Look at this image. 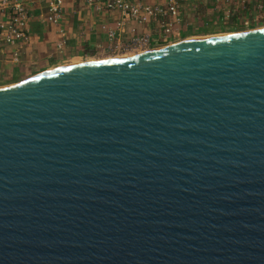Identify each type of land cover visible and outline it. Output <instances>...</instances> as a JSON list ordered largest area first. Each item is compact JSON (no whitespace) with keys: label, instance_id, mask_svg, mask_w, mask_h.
<instances>
[{"label":"water","instance_id":"obj_1","mask_svg":"<svg viewBox=\"0 0 264 264\" xmlns=\"http://www.w3.org/2000/svg\"><path fill=\"white\" fill-rule=\"evenodd\" d=\"M0 264H264V27L0 86Z\"/></svg>","mask_w":264,"mask_h":264},{"label":"built area","instance_id":"obj_2","mask_svg":"<svg viewBox=\"0 0 264 264\" xmlns=\"http://www.w3.org/2000/svg\"><path fill=\"white\" fill-rule=\"evenodd\" d=\"M75 1L85 9L103 16L104 23L100 26L109 44H98V52L138 53L179 42L186 34L191 15L195 14L196 4L212 3L223 11L226 18L236 20L247 28L264 20V0ZM67 2L68 0H0V81L5 78L6 67L20 66L24 62L25 46L30 40L31 26L36 21L45 26L56 27L57 55L54 56L72 55L67 50L70 33L64 25ZM72 56L84 58L83 55Z\"/></svg>","mask_w":264,"mask_h":264},{"label":"crops","instance_id":"obj_3","mask_svg":"<svg viewBox=\"0 0 264 264\" xmlns=\"http://www.w3.org/2000/svg\"><path fill=\"white\" fill-rule=\"evenodd\" d=\"M66 10L64 25L70 33V42L67 50L72 55L79 56L90 52H98L96 48L98 44L105 46L109 44L100 26L101 23H104L102 15L100 16L93 11L85 9L75 0H68ZM93 25L94 27L92 28L91 26ZM188 30L187 27L186 32ZM57 40L58 34L55 26H45L37 21L34 22L31 26L30 40L25 46L24 62L20 66L6 67L4 69V79L12 80L16 77H22L26 72L36 71L39 68H50V64L63 58L62 54L54 56L57 55L55 45ZM42 71L35 72L32 75Z\"/></svg>","mask_w":264,"mask_h":264},{"label":"rangeland","instance_id":"obj_4","mask_svg":"<svg viewBox=\"0 0 264 264\" xmlns=\"http://www.w3.org/2000/svg\"><path fill=\"white\" fill-rule=\"evenodd\" d=\"M197 7L194 11L195 14L191 15V20L188 27V32L182 37V40L185 39H191V38H201V37H209V36H215V35H223V34H231L236 32H243L248 31L250 29L254 28H260L264 27V20L260 21L259 24H255V26H251L250 28H247L245 26H242L239 22L236 20H230L225 17L223 14V11L216 8L212 3L207 4H196ZM180 40V41H182ZM160 47V46H159ZM158 48V47H156ZM153 49V48H152ZM150 50V49H148ZM147 51V50H145ZM144 51H140L138 53H141ZM126 53H113V52H90L88 54H84V58L80 57H74V56H67L63 57L60 60H56L53 64H50V68H39L36 71L26 72L23 74L22 77H16L12 80H5L2 79L0 81V86L4 85H11L20 81H23L29 77L32 76L33 73L38 71H45L51 70L60 66L69 65V64H77L80 62L95 60L91 58H97V59H106L111 57H126L128 55H124ZM128 54V53H127ZM137 54V53H136ZM65 59V60H63ZM96 59V60H97ZM31 74V76H29Z\"/></svg>","mask_w":264,"mask_h":264},{"label":"bare ground","instance_id":"obj_5","mask_svg":"<svg viewBox=\"0 0 264 264\" xmlns=\"http://www.w3.org/2000/svg\"><path fill=\"white\" fill-rule=\"evenodd\" d=\"M209 37H210V36H209ZM133 54H136V53H128V54L126 53V54H124V55L131 56V55H133ZM118 56H119V55H118ZM118 56H116V57H118ZM126 57H127V56H126ZM91 59H95V60H96L97 58H91ZM97 60H98V59H97ZM80 63H82V62H80ZM77 64H78V63H77Z\"/></svg>","mask_w":264,"mask_h":264}]
</instances>
